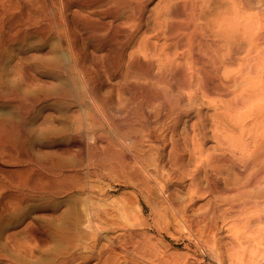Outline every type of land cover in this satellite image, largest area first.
Wrapping results in <instances>:
<instances>
[{
  "label": "bare ground",
  "instance_id": "obj_1",
  "mask_svg": "<svg viewBox=\"0 0 264 264\" xmlns=\"http://www.w3.org/2000/svg\"><path fill=\"white\" fill-rule=\"evenodd\" d=\"M23 1H16L17 13L7 15L6 19L2 15L9 12V8L5 9L4 1L1 5L0 49L5 37L17 34L22 22L32 16L33 1ZM45 1L62 17H67L66 10L71 6L88 10L83 21L74 22L78 35L68 25L61 26L71 85L60 96L73 105L75 115H72L74 120L71 119L75 122L66 144L57 146L54 152L75 156L76 162L65 168L62 160L54 159L57 156L38 161L37 170L33 169L34 178L30 175V179H19L13 175L9 179L11 192L4 191L5 183L0 179V199L6 196L18 206L31 192L42 195L73 190L84 195L79 205L82 220L75 222L88 228L84 241L79 243L77 235L64 234L69 248L52 264H89L90 260H93L91 264H152L151 246L143 229L148 227V222L132 215L126 202L99 201L111 187L99 179L104 175L121 177L118 178L121 183L134 188L135 202L139 203V194L149 191L158 204L166 200L173 204L171 195L163 196L161 192L162 171L158 158L168 143L174 161L179 162L181 150L175 137V125L183 115H188L186 108L180 105L179 95L187 93L193 97L199 93L211 103H223L224 112L242 109L237 125L245 158L240 169L247 184L256 186L264 181V22L238 44L235 52L231 43L236 34L231 31L243 36L244 17H236L237 11L232 17L225 12L213 19L201 20L196 12L201 0H186L191 7V11L187 9L189 12L181 9L186 2L158 0L162 4L155 8L154 25L140 37L136 34V38L148 0ZM238 3L243 6V1ZM233 17H236V30H229ZM119 19L122 20L113 24ZM77 36L83 41V51L76 44ZM133 40L134 45L129 46ZM235 53H238L237 64L229 68ZM140 54L148 56V60L140 59ZM113 94L119 97L117 101L122 99L115 110L111 107ZM4 122L0 124V156L9 153V147L6 149L1 142H13V125L11 121L10 126ZM187 130L185 138L198 141L195 133L190 135ZM12 150L10 152L14 153ZM14 170V167L10 170L0 167V175ZM54 175L61 177L55 179ZM215 192L220 191L215 188ZM235 210L244 215L243 229L264 221V201L245 200ZM249 212L256 215L249 216ZM247 213L249 217H245ZM200 227L197 225L199 232ZM108 232L114 233L107 235ZM100 239L104 242L98 244ZM204 242L210 243L208 236ZM251 256L254 258L251 264H264V249L252 252Z\"/></svg>",
  "mask_w": 264,
  "mask_h": 264
},
{
  "label": "rangeland",
  "instance_id": "obj_2",
  "mask_svg": "<svg viewBox=\"0 0 264 264\" xmlns=\"http://www.w3.org/2000/svg\"><path fill=\"white\" fill-rule=\"evenodd\" d=\"M6 1L0 2V8L1 5L6 6V10L9 8L8 14L2 15L3 19L17 13L14 6L23 0H10L11 7ZM30 1L34 3L35 9L31 16L34 18L22 22L24 26L19 27L17 34L6 36L0 49V124L5 121L8 122L6 125H13V142H1L6 149H10H7L9 153L0 156V167H6L7 170L15 168L13 172L5 173V176L0 175L6 192L12 191L13 187L8 181L13 175L19 179L29 178L30 175L31 179L34 178L38 161L45 162L57 156L54 159L62 160L65 168L76 162L75 156L54 152L57 146L66 144L70 127L75 122L72 117L75 115L73 105L60 96L71 85L70 74L66 69L68 52L63 43L61 26L68 25L78 35L74 22L83 21L88 10L71 6L66 10L67 17H62L57 10L49 8L45 0L23 2ZM239 1L201 0L196 7L201 20L213 19L225 12L232 17L237 11L236 17H244L243 36L242 33L231 31L236 34L235 41L231 43L235 52L238 51V44L244 42L264 22V0H241L242 7ZM179 2H186L184 5L180 3L181 9L191 11L186 0ZM145 4L142 25L135 32V38L152 28L155 8L162 2L148 0ZM236 17H233L229 30H236ZM60 19L65 22L62 24ZM76 44L83 51V41L78 36ZM131 45H134V40L130 42ZM237 54L230 59L229 68L236 66ZM139 58L148 60V56L142 54ZM114 94L111 102L113 110L122 102L121 98L117 101L119 97ZM9 96L14 97L13 100ZM179 102L188 112L175 125V137L181 150L180 160L174 161L168 143L158 158L162 171L159 180L163 184L161 192L163 196L169 193L173 204L167 200L158 204L149 191L138 193L139 203L135 202L132 197L134 188L121 183L122 180L118 179L121 177H116L117 180L108 175L102 176L99 181L111 187L98 200L113 204L126 202L132 215L146 219L148 227L143 229L151 246L152 264H251L254 259L251 253L264 249V221L243 229L244 215L237 214L235 208L249 199L264 201V181L256 186L249 185L240 169L245 158L240 146L242 134L237 125L242 109L224 112L223 103H211L199 93L193 97L182 93ZM191 123L194 126H190ZM185 127H189V130ZM162 129H165L167 138L166 128ZM186 130L190 135L195 133L198 141L185 138ZM56 176L55 179L61 177ZM215 188L220 192L216 193ZM238 189L245 191L240 193ZM61 192L42 195L31 192L18 206L2 196L0 264H52L69 248L64 234L77 235L79 243L84 241L88 228L75 223L82 220L79 205L84 195H78L73 190ZM249 214L245 217L256 215L255 212ZM196 221L198 224H195ZM197 225L201 226V232ZM33 230L34 236L30 234ZM108 233L112 235L114 232ZM37 236H40L39 239ZM205 236L209 237L210 243L204 242ZM100 242L103 243L104 239H100L98 244ZM92 262L90 260L89 264Z\"/></svg>",
  "mask_w": 264,
  "mask_h": 264
}]
</instances>
